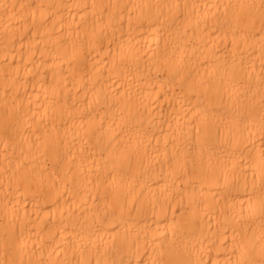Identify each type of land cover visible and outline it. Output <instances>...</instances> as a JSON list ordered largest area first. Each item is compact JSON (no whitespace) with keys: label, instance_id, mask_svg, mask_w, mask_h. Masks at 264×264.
<instances>
[{"label":"bare ground","instance_id":"obj_1","mask_svg":"<svg viewBox=\"0 0 264 264\" xmlns=\"http://www.w3.org/2000/svg\"><path fill=\"white\" fill-rule=\"evenodd\" d=\"M0 264H264V0H0Z\"/></svg>","mask_w":264,"mask_h":264}]
</instances>
